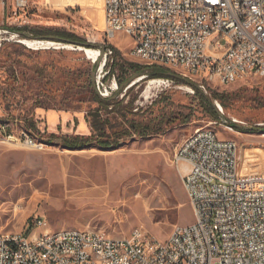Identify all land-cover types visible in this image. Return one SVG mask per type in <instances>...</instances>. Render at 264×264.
<instances>
[{"label": "rangeland", "instance_id": "374dc122", "mask_svg": "<svg viewBox=\"0 0 264 264\" xmlns=\"http://www.w3.org/2000/svg\"><path fill=\"white\" fill-rule=\"evenodd\" d=\"M23 25L66 30L81 37L87 43L85 48L101 52L108 45L118 51V60L136 62L129 54L127 35L117 34L107 41L103 0H29L19 13L9 10L4 17L0 15V125L13 124L14 133L23 128L21 136L30 135L47 144L38 150L0 138V231L28 232L31 217L41 215L47 225L36 229L39 234L46 228L54 232L85 229L118 238L139 228L165 240L174 226L194 221L182 180L187 165L174 157L182 139L197 128H211L235 140L242 148L243 173L255 174L254 179L264 173V130H226L222 120L214 119L202 106L193 87L180 79L153 85H149L151 79L143 80L125 101L135 98L134 107L142 109L136 118L141 121L157 122L179 114L186 118L185 122L173 119L162 134L132 136L109 149L96 144L76 149L49 144L45 129L48 134H89L86 117L98 107L94 93L111 96L120 86L114 77L103 81L107 71L104 58L97 70V84L93 82L96 62L82 46L2 31L3 27ZM25 39L56 44L31 48L23 43ZM206 88L210 94L242 88V94L226 106L215 100V109L219 111L217 102L222 107L219 113L227 120L264 128V103L256 92L245 90L254 88L264 94V78ZM31 118L38 122L39 131L26 128V120ZM123 122L119 119V128Z\"/></svg>", "mask_w": 264, "mask_h": 264}, {"label": "built area", "instance_id": "2783aa9c", "mask_svg": "<svg viewBox=\"0 0 264 264\" xmlns=\"http://www.w3.org/2000/svg\"><path fill=\"white\" fill-rule=\"evenodd\" d=\"M28 4L0 0V15L17 14ZM103 9L108 42L124 33L134 61L174 70L205 94L206 86L264 78V0H103ZM2 31L10 34L7 27ZM113 51L105 48L104 66ZM221 122L234 130L230 121ZM12 125H0L4 142L47 146L21 136L23 128L14 133ZM241 149L211 128L182 139L174 159L187 165L182 180L194 221L174 226L165 240L139 228L118 238L80 229L39 234L47 222L34 215L28 232L0 231V264H264V173L254 179L242 172Z\"/></svg>", "mask_w": 264, "mask_h": 264}, {"label": "trees", "instance_id": "16d2710c", "mask_svg": "<svg viewBox=\"0 0 264 264\" xmlns=\"http://www.w3.org/2000/svg\"><path fill=\"white\" fill-rule=\"evenodd\" d=\"M7 29L18 33L20 36L27 37L32 36V38H50L54 41H79L85 43V41L66 30L49 28V27H40V26H8ZM105 48H108V45H105ZM118 51L114 49L113 56L108 57L105 68L107 69L106 74L103 78L108 80L112 77L115 78L117 84L121 86L123 82L136 71L147 70L150 74L149 76L143 78V80L152 79V78H169L176 81V79L171 76H165L160 73V71L166 68L151 67L149 65H144L136 62L118 60L116 58ZM137 82L131 87H129L124 96L120 99L119 97L112 98L113 95L107 97H101L97 92L94 93V100L97 102L98 107L91 110L87 114V120L90 126V133H71V134H55L47 133L44 131V135L47 138L49 144L62 145L68 149L83 148L87 145L96 144L101 148H115L121 145L125 139L132 136H150L155 134H162L167 129V125L170 122H173V119H176L180 122H185L186 118L182 117V114L172 115L163 117L157 122H146L137 119L136 117L140 114L141 108L134 107L135 98L132 100L126 99L128 94L141 82ZM101 81L99 87L101 88ZM102 89V88H101ZM198 97L201 99L202 106H204L210 113V115L217 120H221V117L218 111L214 107V101L219 100L221 105L226 106L227 102L236 98L238 95L242 94V88L232 91V92H220L213 91L211 94H204L199 88L193 87ZM248 92H256L258 95L259 101L264 103V94L259 93L258 89H248L245 88ZM108 95L109 89L104 90ZM123 91H120L122 93ZM119 119H122L124 122L122 127L119 128L121 123H118ZM117 126V127H116ZM236 129H241L236 124H233ZM26 128L35 129L39 131L38 122L34 121L33 118L26 120Z\"/></svg>", "mask_w": 264, "mask_h": 264}, {"label": "water", "instance_id": "95a60500", "mask_svg": "<svg viewBox=\"0 0 264 264\" xmlns=\"http://www.w3.org/2000/svg\"><path fill=\"white\" fill-rule=\"evenodd\" d=\"M65 43H71L73 45H76V46H82V47H86L87 46V43H83V42H79V41H69V40H65L64 41ZM105 53V47L102 48V51H101V57L100 59L95 63L94 67H93V71H92V80L94 83H96V74H97V70L100 68V65H101V62H102V59H103V55ZM160 68V67H159ZM160 73L164 74L165 76H171V77H174L176 79H180L182 81H185L186 83H188L190 86L192 87H196V88H199V85L187 78H184L182 76H180L179 74L175 73L174 71L170 70V69H164L162 71H160ZM149 72L147 70H140V71H136L134 72L133 74H131L124 82L123 84L120 86V89L119 91H117L116 94H114L112 96V98H116L119 96L120 94V91H125L127 90L129 87H131L132 85H134L135 83L141 81L143 78L149 76ZM99 91V90H98ZM99 95L101 97H103L100 92H98ZM214 105V104H213ZM219 113V111H218ZM220 117H221V120H227L225 118V116H223L222 114H220ZM230 121L231 123L233 124H236L238 125L239 127L241 128H251V129H261V130H264V128H258V127H245L243 125H240V124H237L235 121H231V120H228Z\"/></svg>", "mask_w": 264, "mask_h": 264}, {"label": "bare ground", "instance_id": "6f19581e", "mask_svg": "<svg viewBox=\"0 0 264 264\" xmlns=\"http://www.w3.org/2000/svg\"><path fill=\"white\" fill-rule=\"evenodd\" d=\"M23 43L26 44L27 46L31 47V48H38L37 46L42 45V44H45V45H54V44H56L55 42H44V41L26 40V39L23 40ZM45 47H49V46H45ZM40 48H43V47L40 46ZM80 49L83 50L86 53L87 57L92 59L94 62H97L100 59V57H101V52H100L99 49H90L88 47L87 48L81 47ZM159 82H161V80H159V79H151L149 81V85H153V84H156V83H159ZM112 90L114 91L115 87H113ZM80 233H88V230L80 229Z\"/></svg>", "mask_w": 264, "mask_h": 264}, {"label": "crops", "instance_id": "0c3cea01", "mask_svg": "<svg viewBox=\"0 0 264 264\" xmlns=\"http://www.w3.org/2000/svg\"><path fill=\"white\" fill-rule=\"evenodd\" d=\"M117 34H119V36H121V35H122V33H117ZM117 34H116V35H117ZM51 119H52V120H54L55 118H54V119H53V118H51Z\"/></svg>", "mask_w": 264, "mask_h": 264}]
</instances>
